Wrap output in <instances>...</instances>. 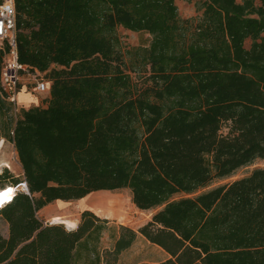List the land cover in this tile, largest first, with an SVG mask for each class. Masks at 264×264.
Masks as SVG:
<instances>
[{"label":"trees","instance_id":"trees-1","mask_svg":"<svg viewBox=\"0 0 264 264\" xmlns=\"http://www.w3.org/2000/svg\"><path fill=\"white\" fill-rule=\"evenodd\" d=\"M175 1L13 0L18 61L50 90L13 124L0 95L22 171L4 170L0 189L28 192L0 209V264H117L138 235L168 256L145 264H264V169L208 189L264 160V0H200L196 20L180 19ZM117 28L151 36L130 69ZM122 189L156 212L137 232L112 230L104 251L107 221L93 212L74 230L37 215Z\"/></svg>","mask_w":264,"mask_h":264},{"label":"rangeland","instance_id":"rangeland-1","mask_svg":"<svg viewBox=\"0 0 264 264\" xmlns=\"http://www.w3.org/2000/svg\"><path fill=\"white\" fill-rule=\"evenodd\" d=\"M199 1L200 0H189L186 2L182 0H176L175 4L180 19H198L200 17V13L196 11V4ZM116 34L120 41L119 49L123 54L124 62L127 68L130 69L134 62L130 52H132L134 48L148 47L151 42V36L144 32L135 33L123 28H117ZM249 45L250 41L247 40L245 42V48H249ZM135 68V70H131L132 81L135 85H140L142 78L144 77V74L141 72L143 69L140 66ZM19 94L25 95L24 100H20L17 97L16 110L12 108L4 119L10 124H13L15 117L21 109L34 107L35 104H39L40 106L45 105L46 102V92L36 94L28 91L27 89H21ZM256 168L264 169V160H256L252 165L238 170L233 177L227 180L216 181L212 183L208 189L244 177ZM4 170H7L14 179L20 180L22 178L21 167L18 163L17 155L14 151L13 145L4 139L2 119L0 118V174H2ZM10 182L11 181L7 180L0 181V188L9 184ZM6 190L7 189H4L0 192L5 191L9 194V191ZM9 201L10 197L8 195V201L6 202ZM85 210H89L100 219L107 221L106 230L103 232L98 245V248L101 251L111 248L112 242L110 240V235L112 230H114V233H116L117 228L119 226H123L137 232L139 228L150 221L151 216L156 212V210H138L131 203L129 191L122 189L115 191L94 192L78 201L53 202L40 210L37 215L44 224L46 223V220H49L51 217L59 216L60 218H56L62 221H67L68 223L73 222L72 224L75 225L76 228L79 222L80 214ZM53 219H51V221ZM0 235L4 238L8 236V224L1 215ZM167 258L168 256L159 247L150 244L143 237L138 235L134 244L129 249L123 251L120 254L117 264L157 263Z\"/></svg>","mask_w":264,"mask_h":264},{"label":"built area","instance_id":"built-area-1","mask_svg":"<svg viewBox=\"0 0 264 264\" xmlns=\"http://www.w3.org/2000/svg\"><path fill=\"white\" fill-rule=\"evenodd\" d=\"M0 95L16 110L17 97L21 89H27L36 94L47 91L48 80L45 74L30 71L18 61L16 47V23L13 0H2L0 3ZM6 188V187H5ZM12 198L18 191L28 193L25 183L9 186ZM0 190H4L0 189Z\"/></svg>","mask_w":264,"mask_h":264},{"label":"bare ground","instance_id":"bare-ground-1","mask_svg":"<svg viewBox=\"0 0 264 264\" xmlns=\"http://www.w3.org/2000/svg\"><path fill=\"white\" fill-rule=\"evenodd\" d=\"M4 189H7L6 191H9V194L7 192H5V191L0 192V209L3 206H5L6 204H8V202H6V201H8V195L10 197V202L12 200V191L10 190L9 186H7ZM3 203H5V204H3ZM51 222H52V224H62V225L65 226L66 229H71L72 228V225L69 224L67 221H62V220H60L58 218L53 219Z\"/></svg>","mask_w":264,"mask_h":264},{"label":"crops","instance_id":"crops-1","mask_svg":"<svg viewBox=\"0 0 264 264\" xmlns=\"http://www.w3.org/2000/svg\"><path fill=\"white\" fill-rule=\"evenodd\" d=\"M49 90H50V85L48 84L47 85V91H46V102H47V100L49 99ZM18 98L21 100V99H23L24 100V98H25V95H23V94H19V96H18ZM46 102H45V105H39V104H35V106L34 107H42V108H44L45 106H46ZM55 202H58V201H55ZM56 217H58V218H60L59 216H55V217H51L49 220H46V223L45 224H47V223H49V224H52V222H51V219H53V218H56ZM73 222H69V224H71L72 225V228L71 229H68V230H73L74 228H75V225H73L72 224ZM166 260V259H165ZM164 261V260H163Z\"/></svg>","mask_w":264,"mask_h":264},{"label":"water","instance_id":"water-1","mask_svg":"<svg viewBox=\"0 0 264 264\" xmlns=\"http://www.w3.org/2000/svg\"><path fill=\"white\" fill-rule=\"evenodd\" d=\"M27 189V188H26Z\"/></svg>","mask_w":264,"mask_h":264}]
</instances>
